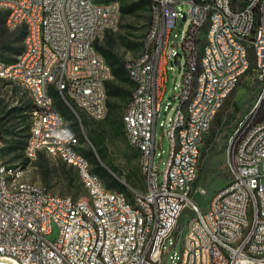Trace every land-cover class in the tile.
Wrapping results in <instances>:
<instances>
[{
  "label": "built area",
  "instance_id": "obj_1",
  "mask_svg": "<svg viewBox=\"0 0 264 264\" xmlns=\"http://www.w3.org/2000/svg\"><path fill=\"white\" fill-rule=\"evenodd\" d=\"M11 1L14 12L10 23H33L30 54L9 67H2L0 59V72H16L32 82L37 97V107L31 111L35 144L38 139L52 141L56 155L76 159V167H81L97 191L99 214L92 216H99V226L84 229L81 206L71 195H57L46 186L42 191L31 189L15 203L0 198V254H28L31 264H145L146 250L154 245L147 244L148 228H157L156 244H163V252L155 260L164 264L167 242L180 233V217L191 208L194 214L188 216H196V224L184 240V253L176 261L173 257L172 264H264V118L249 124L257 125V132H249V126L241 130L244 140H237L235 166H227L231 168L232 187L214 190L215 201L208 212H201L194 198L197 193L203 195V186L196 189L199 175H192L196 139L207 136V121H213L217 101L227 86L237 85L238 72L246 65L239 39H250L257 45L260 73L255 79L264 93V8H254L256 0H234V5H227L226 0H154L142 49L155 45V62L127 61L131 79L137 80L127 111L128 137L138 138L140 163L148 168L150 180L149 189L138 192L148 208L149 222L143 232H136L138 212L129 201L99 187L97 175L85 172L61 129L59 113H54L50 90L40 95L44 78H57L66 95L62 74H69L77 90L98 106V113L90 117L102 119L104 94H99L97 74L111 75L104 72L98 56L90 53L85 37L97 33L100 23L113 26L114 31L121 9L117 4L96 6V0ZM186 4L189 6L184 10ZM159 8H166V18H159ZM181 16L183 22L190 19L189 28L180 43H171ZM251 26H258V35H251ZM197 34L210 38L206 55H197L201 46ZM37 37H44V45H37ZM183 53L187 57L183 81L172 96L177 107L163 128L169 154L160 170L156 126L168 79L167 65L170 62L176 69ZM197 60H205V68H197ZM190 91H197L198 99L189 100ZM182 109H189L192 125H184ZM172 135H179V144H172ZM108 198H117V206L108 207ZM151 203H158V218H151ZM245 204H252V212H245ZM54 224L58 235L50 239ZM244 224H253V231L244 232Z\"/></svg>",
  "mask_w": 264,
  "mask_h": 264
},
{
  "label": "bare ground",
  "instance_id": "obj_2",
  "mask_svg": "<svg viewBox=\"0 0 264 264\" xmlns=\"http://www.w3.org/2000/svg\"><path fill=\"white\" fill-rule=\"evenodd\" d=\"M150 14L151 11H154V0H150ZM6 9L8 10V14L6 15V23L10 28H16L18 26L24 25L26 29V34L23 40V49L22 51L17 54L15 59L11 62L4 61L2 59V67H9L13 65H17L19 61H22V58L25 57L26 54H30V46L28 43L30 35L33 34V23L28 20H21V21H14L10 23L13 17L14 12V3L11 0H3ZM227 5H234V0H226ZM118 5L120 8V2L116 0H108V1H101L96 0V6L99 7H111L114 5ZM254 8L256 9H263L264 8V0H256L254 1ZM159 18H166V8H159ZM121 19V12L118 13L116 16L115 24H114V31L117 30L118 25ZM113 31V26L107 25V23H100L97 28V33H90L88 37H85V44L89 45L90 53L95 54L99 58V63L101 66H104V72L109 73L111 78L105 74H97V84L99 87V94H104L103 99V113L102 119L106 116L108 112V93L106 89V82L110 79H113L114 75L112 72V67L106 60V58L102 55L100 50L97 47V44L100 43L107 32ZM251 35H258V26H251ZM205 37V44L202 45L201 39L203 40ZM197 41L200 47H197V55H206L208 53V47L210 46V38H207V34H197ZM37 45H44V37H37ZM239 46L242 52L244 53V60H245V67L242 69V72H238V81L237 85H229L227 86V91H225L224 96L221 97L217 101V105L215 107V113L213 116V120L216 117L218 111L223 106L224 102L226 101L227 97L232 93L237 86L239 85L240 81L242 80L243 76L249 71L251 67H253V71L255 76L258 77V73H260V62H258V50L257 45L251 44L250 39H239ZM201 50V54L198 51ZM136 60H147L148 62H155L156 59V46L155 45H147L145 49H141V52L134 58ZM130 61H133L130 60ZM129 70V66H127ZM197 68H205V60H197ZM129 74L131 77V70H129ZM0 78L8 79L14 83H17L23 86L29 95L31 100L32 107H37V97L34 95V86L32 82H29L28 79L23 78V75L17 74L16 72H0ZM134 85L132 90H137V80H132ZM51 85L58 91L61 99L63 100L64 104L76 115V117L81 121V117L79 111L85 113L88 117L90 114H97L98 113V106H95L88 98L83 96V93L80 90H77L76 84H73V80L70 79L69 74H62V86L66 89V95L63 94L61 91L60 86L58 85L57 78H44V85H40V95H47V89L50 90ZM54 90V89H53ZM69 102H68V100ZM198 99V92L197 91H190L189 93V100H196ZM264 100V93H259L258 101L253 109L246 115L245 119L241 120L239 126L235 130L234 134L231 137L232 139L236 137L237 140H244V132L241 130L245 127L249 126V132H257V125H249L250 123L254 122L253 118L257 111V108L260 102ZM50 102L53 105L54 113H59V121L61 125V129L65 131V137H68V144L69 146H74V155L79 157L83 164L85 165V172L89 175H97L92 170V163L85 156L80 148L81 141L76 133L69 127L66 119L64 118L61 111L58 109L54 102V98L52 94H50ZM70 103V104H69ZM74 107H72V106ZM132 106V95L128 107L125 112L124 124H125V132L129 143L138 150V138L136 137H128V123H127V111L129 107ZM77 110V111H76ZM30 110V127H29V135L27 136L25 142L24 153L27 159V163L25 162H14L8 163L5 162L2 158H0V198L6 199L8 203H15V201L23 200L24 197L27 196L28 190L35 189V191H42L45 186L33 181L29 178V169L32 162L37 158L40 151H45L48 154L56 155L54 153V144L52 141H46L45 139H38L37 144H35V117L31 116ZM182 121L184 125H192V117L189 114V109H182ZM213 121H207L206 126V135L209 133ZM3 137V136H2ZM204 139H196L195 144V156H194V163L195 166L192 167V175H199L200 173V161L202 156V147ZM237 140L233 147V150H228L227 155V166H235V147H237ZM35 144V145H34ZM172 144H179V135H172ZM83 145V144H82ZM4 146V142L0 143V151ZM230 148V147H229ZM64 161L73 165L77 170L78 176L82 181V185L86 191V197L81 198H74L71 196V199H76V205L81 206V216H80V223L83 224L85 230H92V226H99V216H92V214H99V206H95V199H97V191L93 188L91 182L87 180L82 172L81 167H76V159H71L70 156H60ZM2 161V162H1ZM144 167V171L148 174V168ZM229 175H231V168H228ZM98 186L105 187L106 192L114 193L115 196L121 197L123 201H129V204L132 210L138 212V219L136 220L135 224V231L136 232H143L145 230V225H148L149 222V215H148V208L143 198H140L139 193L133 195V200H130L126 193L108 188L102 178L98 175ZM148 189L150 187V180L148 175ZM225 187H232V179L229 180V183ZM208 190L206 187H203V195L207 194ZM57 194V193H55ZM61 195V194H57ZM215 201V194L213 195L210 205L213 204ZM117 206V198H108V207H115ZM209 209V208H208ZM208 209H204L201 206V212H208ZM245 212H252V204H245ZM151 218H158V203H151ZM196 224V216H193V219L190 221V227L188 230L187 235H184L183 244H182V253H184V240H188V237L191 235L192 226ZM253 231V224H244V232H251ZM158 241V233L157 228H148L147 232V244H154L152 247L146 250V257H145V264H159L157 262V258L163 252V244H156ZM0 259H7L15 264H31L30 260H28V254L22 253H3L0 254ZM249 264H263V262H249Z\"/></svg>",
  "mask_w": 264,
  "mask_h": 264
},
{
  "label": "rangeland",
  "instance_id": "obj_3",
  "mask_svg": "<svg viewBox=\"0 0 264 264\" xmlns=\"http://www.w3.org/2000/svg\"><path fill=\"white\" fill-rule=\"evenodd\" d=\"M188 4L183 6V9H188ZM0 8H6L3 0H0ZM6 22V18H5ZM7 25V23H6ZM190 25V19L188 18L183 22L182 16L178 19L177 26L172 32L171 43L173 42H181L183 40L184 35L186 34ZM8 26V25H7ZM9 27V26H8ZM20 27V26H19ZM10 28V27H9ZM18 28V27H17ZM1 29V27H0ZM16 29V28H10ZM148 13L140 12L136 15L130 16H121L120 23L116 31H112L116 37V47L118 52L121 53L127 61L134 59L142 49V45L136 44L134 47L128 46L126 41H133L138 43L142 41L145 35L148 32ZM26 30V29H25ZM26 34V32H25ZM25 37V36H24ZM24 40V38H23ZM104 39L101 41L103 44ZM23 45V41H22ZM176 48V46H174ZM23 49V47H22ZM201 54V50L198 51ZM11 62V61H10ZM187 57L186 54L183 53L182 56L179 57V63L176 64V69L172 68V64L169 62L167 65L168 70V79L166 84L165 93L161 102L162 108L160 115L157 120L156 132H157V143L160 144L156 150V163L160 162V170H163L165 167V161L169 154V140L164 134V127H166L169 118L173 115L177 102L172 99V96L178 92L179 87L183 81V74L186 67ZM251 67L249 71L243 76L241 84L236 88V93L234 96L235 104L229 107V111L227 115H224L222 118V126L217 131V134L213 138L210 144L207 143V138L210 137V131L207 134L204 142H203V151L205 154L201 157L200 161V173L199 177L195 183V188L206 187L208 192L205 195L195 194V200L204 208L208 209L210 207L211 199L214 195V190L219 187H225L229 183V170L227 168V155L228 150H233V147L236 143L237 137L232 139L231 137L234 134L235 130L239 126L241 120L245 119L246 115L253 109L256 105L260 93V84L255 79V73ZM27 90L8 79L0 78V102L2 104H6L8 106L17 105L19 99L24 97L28 99ZM169 104L171 106H169ZM127 109V108H126ZM30 113V111H29ZM81 119L84 117L89 118L85 113L79 111ZM98 122L102 119H96ZM31 121V117H30ZM106 122V121H105ZM68 123V122H67ZM110 124V123H109ZM108 123L106 124V131L109 129ZM82 131L85 136V142H83V146L85 148L91 147L92 144L87 136V129L85 126H82ZM29 135V130H28ZM27 135V136H28ZM127 136V135H126ZM106 137V145H107V157L103 160V165L107 168L116 166L118 167L117 173L115 175L120 179V181L126 183L129 189L132 191L133 195L137 192H145L148 188V174L144 171V167H142V173L145 175V183L146 189H139L132 184H130L128 180L129 171L132 167H135L140 163V156L136 154L135 148L129 143L128 138L124 139L121 137H112L111 133L107 131L105 134ZM27 139V137H26ZM9 143L4 139V146L0 151V158H2L5 162L14 163L17 161L27 163V159L25 157V153L21 157H15L13 154H8L7 148ZM230 147V148H229ZM220 151L218 154H215L211 159L210 164L208 161L214 151ZM46 156V159L52 164V171L50 174V181L48 184H45L42 179V173L40 172L39 167L36 164L37 158L32 162L29 169V178L33 181L40 183L46 187H48L52 192L61 194V195H71L74 198H85L86 191L83 187V190H78L76 188L68 191L65 188L66 176L60 168L61 158L58 155H51L46 153L45 151H40ZM39 152V153H40ZM39 155V154H38ZM38 157V156H37ZM82 182V181H81ZM136 191V192H135ZM194 214L191 208H187L182 216L180 217L179 224L182 225V229L180 233L171 238L167 242L168 254L165 259L164 264H172V259L174 257V261H176L177 256L182 253V244L184 235H187L190 221L193 219V216H188ZM58 235V227L56 224L53 225V232L48 235V238L55 239ZM174 243V244H172Z\"/></svg>",
  "mask_w": 264,
  "mask_h": 264
},
{
  "label": "trees",
  "instance_id": "obj_4",
  "mask_svg": "<svg viewBox=\"0 0 264 264\" xmlns=\"http://www.w3.org/2000/svg\"><path fill=\"white\" fill-rule=\"evenodd\" d=\"M116 1L120 2L121 16L123 17L136 15L140 12H147L149 28L152 19L150 14V0ZM7 14L8 10L6 8H0V57L4 61L10 62L13 61L17 54L22 51V41L26 30L24 25H21L20 27L18 26L16 29H10L5 22ZM115 41V34L112 31H109L104 37L103 44H101V42L97 44L98 49L111 65L114 75L113 79H110L106 82V89L108 93V112L101 121L98 122L92 117H84L80 121L76 115L72 113V111L64 104L58 91L53 85L50 87V93L54 98L56 106L68 122L69 127H71V129L79 137L81 141V147H78V149L80 148L81 152L87 156L92 163L93 172L102 178L104 184L108 188L122 191L126 193L130 200H133V193L129 189L128 185L120 181V179L115 175V172L117 173L118 171V167L113 166L107 168L102 162L106 159L108 154L105 137L107 131L109 134L111 133L112 137H121L124 139L127 138L123 115L126 107H128L127 105L130 102L134 85L127 68V60L124 59L123 55L118 52ZM142 41L138 43L126 41L125 44L130 47H134L136 44L142 45ZM201 43L202 45L205 44V37H203V40L201 39ZM241 81L239 84H241ZM235 93V90L230 93L214 118L210 129V137L207 138L208 144L211 143L217 134V131L221 128L222 118L224 115L228 114L229 107L233 104L237 106L233 100ZM31 108L32 105L29 96L28 99L21 97L18 104L11 107L0 102V136H3L2 138L6 139V141L9 143L6 153L13 154L15 157H21L24 153L26 137L30 127L29 111ZM256 112L257 113H255L256 115H254L253 121L264 118V100L260 102ZM107 123L110 124L108 125L109 129L106 131L105 126ZM82 126H85L87 129V136L89 137V140L92 144L91 147L85 148L82 145V143L85 142ZM135 150L136 154L140 156V152L137 149ZM219 152V150L212 152L208 164H210L214 155L218 154ZM204 154L205 152L202 150V156ZM36 164L42 173V179L44 183L48 184L50 181L52 164L41 152L37 157ZM60 168H62V171L66 176L67 180L65 183V188L68 191H71L74 188L83 190L82 182L78 176L77 170L73 165L67 163L61 158ZM142 170L141 163L137 164L135 167H132L129 171L128 180L133 186L145 190V175L142 173Z\"/></svg>",
  "mask_w": 264,
  "mask_h": 264
},
{
  "label": "water",
  "instance_id": "obj_5",
  "mask_svg": "<svg viewBox=\"0 0 264 264\" xmlns=\"http://www.w3.org/2000/svg\"><path fill=\"white\" fill-rule=\"evenodd\" d=\"M183 19H185V17H183ZM0 264H15V263L7 259H0Z\"/></svg>",
  "mask_w": 264,
  "mask_h": 264
},
{
  "label": "crops",
  "instance_id": "obj_6",
  "mask_svg": "<svg viewBox=\"0 0 264 264\" xmlns=\"http://www.w3.org/2000/svg\"><path fill=\"white\" fill-rule=\"evenodd\" d=\"M238 87V86H237ZM236 90V89H235ZM234 100V99H233ZM128 106V105H127ZM127 108V107H126ZM125 112H126V109L124 111V115H123V121H124V116H125Z\"/></svg>",
  "mask_w": 264,
  "mask_h": 264
}]
</instances>
